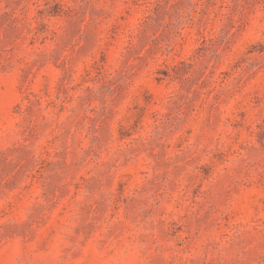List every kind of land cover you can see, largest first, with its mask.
<instances>
[{
  "label": "rangeland",
  "instance_id": "obj_1",
  "mask_svg": "<svg viewBox=\"0 0 264 264\" xmlns=\"http://www.w3.org/2000/svg\"><path fill=\"white\" fill-rule=\"evenodd\" d=\"M0 264H264V0H0Z\"/></svg>",
  "mask_w": 264,
  "mask_h": 264
}]
</instances>
